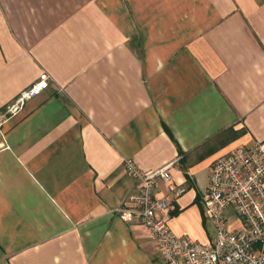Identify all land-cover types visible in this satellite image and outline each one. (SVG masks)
<instances>
[{
	"label": "crops",
	"instance_id": "0c3cea01",
	"mask_svg": "<svg viewBox=\"0 0 264 264\" xmlns=\"http://www.w3.org/2000/svg\"><path fill=\"white\" fill-rule=\"evenodd\" d=\"M0 114V264H164L126 159L174 162L171 228L214 236L213 163L264 140V0H0Z\"/></svg>",
	"mask_w": 264,
	"mask_h": 264
},
{
	"label": "built area",
	"instance_id": "2783aa9c",
	"mask_svg": "<svg viewBox=\"0 0 264 264\" xmlns=\"http://www.w3.org/2000/svg\"><path fill=\"white\" fill-rule=\"evenodd\" d=\"M50 81V74L43 72L12 100L2 118L17 113ZM173 164L145 172L134 160L126 159L128 173L139 183L125 198L127 205L116 208L117 213L126 221L136 217L142 221L164 264H264V140L238 146L213 163L200 195L204 213L215 227L207 242L178 235L169 224L179 196L187 190L186 185L174 182Z\"/></svg>",
	"mask_w": 264,
	"mask_h": 264
},
{
	"label": "rangeland",
	"instance_id": "374dc122",
	"mask_svg": "<svg viewBox=\"0 0 264 264\" xmlns=\"http://www.w3.org/2000/svg\"><path fill=\"white\" fill-rule=\"evenodd\" d=\"M1 115V114H0ZM6 116H8V114L6 115ZM205 191V190H204Z\"/></svg>",
	"mask_w": 264,
	"mask_h": 264
}]
</instances>
